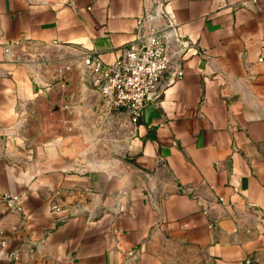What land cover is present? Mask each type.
Segmentation results:
<instances>
[{
  "label": "crops",
  "instance_id": "1",
  "mask_svg": "<svg viewBox=\"0 0 264 264\" xmlns=\"http://www.w3.org/2000/svg\"><path fill=\"white\" fill-rule=\"evenodd\" d=\"M156 1L0 0V264H264V0H172L183 78L122 159H81L83 54L163 28Z\"/></svg>",
  "mask_w": 264,
  "mask_h": 264
},
{
  "label": "built area",
  "instance_id": "2",
  "mask_svg": "<svg viewBox=\"0 0 264 264\" xmlns=\"http://www.w3.org/2000/svg\"><path fill=\"white\" fill-rule=\"evenodd\" d=\"M172 0H157V16L165 21L149 23L147 17L137 23L136 38L127 43L115 61L103 63L97 56L83 54V83L96 93L107 113L125 116L134 124L150 103H156L176 80L183 78L181 65L175 63L171 41L183 51L187 42L177 32L168 10ZM159 20V21H160ZM179 52L178 54H180ZM72 65L62 63L57 73L66 86V75ZM252 260H248L249 264Z\"/></svg>",
  "mask_w": 264,
  "mask_h": 264
},
{
  "label": "rangeland",
  "instance_id": "3",
  "mask_svg": "<svg viewBox=\"0 0 264 264\" xmlns=\"http://www.w3.org/2000/svg\"><path fill=\"white\" fill-rule=\"evenodd\" d=\"M97 104L99 106V102ZM98 106L94 115L80 114L83 120L78 121L80 128L78 141L83 150L81 159L95 167L122 159L135 125L125 116L107 113L101 104Z\"/></svg>",
  "mask_w": 264,
  "mask_h": 264
}]
</instances>
